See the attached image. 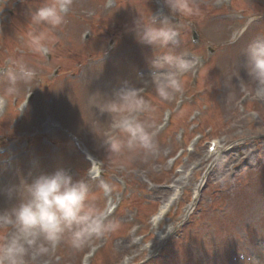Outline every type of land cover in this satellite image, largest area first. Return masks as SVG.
Returning a JSON list of instances; mask_svg holds the SVG:
<instances>
[{"label":"rangeland","instance_id":"rangeland-1","mask_svg":"<svg viewBox=\"0 0 264 264\" xmlns=\"http://www.w3.org/2000/svg\"><path fill=\"white\" fill-rule=\"evenodd\" d=\"M42 2L0 0V188L20 185L26 197L36 175L65 168L89 183L97 207H112L119 227L79 249L65 240L30 250L27 264H264V84L232 69L264 36V0H196L190 17L173 16L164 0H72L47 57L28 47L29 14ZM151 13L179 28L172 51L197 61L169 101L156 95L149 65L166 49L139 43L133 31ZM14 60L36 77L8 95L4 69ZM108 72L115 82L105 92L99 79ZM125 82L152 107L135 116L152 125L154 154H112L102 142L121 133L93 101ZM13 202L0 193V209ZM7 234L0 229V242Z\"/></svg>","mask_w":264,"mask_h":264},{"label":"clouds","instance_id":"clouds-1","mask_svg":"<svg viewBox=\"0 0 264 264\" xmlns=\"http://www.w3.org/2000/svg\"><path fill=\"white\" fill-rule=\"evenodd\" d=\"M72 0H43L41 5L29 14V21L36 30L29 34V49L47 57L54 49L55 30L65 23ZM173 16L190 17L199 13L196 0H164ZM38 26H43L41 29ZM136 40L153 49H166L161 55L149 60L151 85L162 101H169L183 90L181 77L191 71L195 59L175 54L172 46L179 43V28L165 16L158 19L151 13L145 19L141 14L133 22ZM243 66L250 79L264 84V36L251 40L243 49ZM8 87L6 93L13 95L20 83L29 84L36 77V70L23 61L14 60L4 69ZM149 82L145 81V85ZM142 88L128 86L125 82L114 89L111 95L101 94V100H94L93 106L101 113L113 117L112 124L121 137H105L103 144L109 153L121 154L124 150L143 151L154 154L157 146L152 125L136 118L137 113L152 111L151 105L141 95ZM95 95V94H94ZM118 117V118H117ZM110 190L109 185H101ZM27 196L19 195L20 185L0 188L10 206L0 209V229L7 235L0 242V264H27L29 251L46 253L61 241H67L79 249L91 237H100L115 231L119 224L110 220L109 211L95 204L89 183L74 179L69 170L57 168L51 173L36 175L27 183Z\"/></svg>","mask_w":264,"mask_h":264},{"label":"bare ground","instance_id":"bare-ground-1","mask_svg":"<svg viewBox=\"0 0 264 264\" xmlns=\"http://www.w3.org/2000/svg\"><path fill=\"white\" fill-rule=\"evenodd\" d=\"M242 67H244L243 62L238 63L236 65V67L232 68V69L233 70L235 69V71H239L240 69H242ZM110 70L112 71V69H110ZM107 74H108V76L106 75L104 78L99 79L100 82L103 84V90L105 92H107L110 85L115 82V79L112 78L113 75L111 76L109 72ZM217 146H218L217 143H215V147H217ZM200 185L194 189V195H193L195 197L194 200L197 199V197L199 196ZM174 198H175V194L172 197H170L169 199H167L165 202H163V204L161 205V207L159 209L158 214L154 218V222H156L159 218H161V216L167 211L168 207L171 204V201H173Z\"/></svg>","mask_w":264,"mask_h":264}]
</instances>
